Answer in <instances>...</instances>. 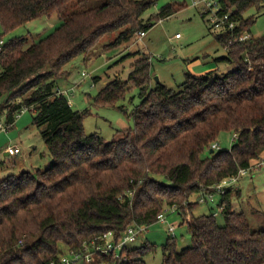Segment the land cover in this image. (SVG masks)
<instances>
[{
    "label": "trees",
    "instance_id": "obj_1",
    "mask_svg": "<svg viewBox=\"0 0 264 264\" xmlns=\"http://www.w3.org/2000/svg\"><path fill=\"white\" fill-rule=\"evenodd\" d=\"M220 2L237 23L217 35L228 52L221 59L235 69L187 72L177 89L152 87V63L142 57L127 80L115 78L92 99L96 106H116L132 87L140 90L141 102L130 114L135 126L117 128L107 140L86 134L87 111L75 110L58 93L59 80L68 76L65 66L77 56H92L110 35L116 37L106 50L139 41V32L147 33L155 18L169 17L175 8L169 4L145 20L153 0H0L5 32L42 16L61 19L30 46L15 37L0 49V120L6 114V123H15L16 113L29 107L33 123L44 127L52 157L45 170L0 181V264H50L106 233L119 239L131 225L150 226L174 206L192 244L178 251L176 236H169L163 264H264V229L233 209L230 191L216 201L223 225L213 212L195 216L199 202L189 201L264 158V35L252 36L256 18L246 17L264 0ZM245 34L249 39L238 41ZM224 132L237 139L216 152L211 145ZM155 250L156 244L146 242L127 249L125 261L101 256L93 264H145L143 258Z\"/></svg>",
    "mask_w": 264,
    "mask_h": 264
},
{
    "label": "rangeland",
    "instance_id": "obj_2",
    "mask_svg": "<svg viewBox=\"0 0 264 264\" xmlns=\"http://www.w3.org/2000/svg\"><path fill=\"white\" fill-rule=\"evenodd\" d=\"M154 3L144 13L143 18L148 20L157 16L164 6L171 4L176 13L153 21V26L147 31L142 40L123 43L117 47L105 49L104 46L115 40L116 34L104 38L92 56H77L65 66L68 76L58 82V90L64 91L75 110L86 112L84 129L86 134H95L111 140L117 128L134 127L135 122L130 116L132 110L141 102L138 87H132L126 97L116 106H96L92 99L102 88L115 78L127 80L133 64L142 57L152 63V87L158 83L177 89L186 80V73L202 74L210 70L216 73H226L235 69V66L221 59L227 56V50L217 40V35L223 33L212 25L215 9L204 10L203 5L194 3L200 0H153ZM99 3L92 2L91 5ZM255 16L256 21L251 26L254 37L264 35V6L251 8L246 17ZM61 23L57 14L42 16L31 20L13 31L5 32L0 24V39L4 42L11 38L26 39V47L48 36ZM179 34L180 37L176 38ZM85 73V75L83 74ZM158 78V81L157 79ZM97 79V81H96ZM124 106V110L120 107ZM128 113V114H127ZM34 112L25 111L14 125L8 130H0V181L10 174H20L23 171L45 170L52 157L44 143L41 131L33 123ZM2 123L6 124V114L1 116ZM219 147L214 150H227L235 143L233 132L221 134ZM20 146L25 157V166L22 167L21 155H7L5 149L11 146ZM210 154L207 151L204 155ZM264 161V158L261 160ZM234 189L230 188V201L236 212H243L250 225L255 229H264V167L253 169L245 177L239 179ZM198 194H193L189 201H197ZM188 206L186 216L190 215ZM216 214L220 225L225 223L223 214L217 203H199L194 209L195 216ZM164 222H156L148 227L130 248H139L150 242L156 244V250L146 255L145 264H163V246L169 236L177 238V250L181 251L192 244L191 234L187 224L183 223L180 214L172 208H167ZM175 226V233L169 231ZM96 257V261H97ZM95 261V262H96ZM94 262V263H95ZM74 264H86L77 261ZM93 264V263H92ZM114 264V263H110Z\"/></svg>",
    "mask_w": 264,
    "mask_h": 264
},
{
    "label": "built area",
    "instance_id": "obj_3",
    "mask_svg": "<svg viewBox=\"0 0 264 264\" xmlns=\"http://www.w3.org/2000/svg\"><path fill=\"white\" fill-rule=\"evenodd\" d=\"M221 0H200L195 2L194 4L197 6L203 5L204 10L212 11L215 9V13L212 18V25L214 28L220 30L221 32L234 30L237 26L235 20L231 18L232 12L223 10V6L220 2ZM146 36L145 31H141L138 33V39L142 40L143 37ZM180 35L177 34L176 38H179ZM249 39V35L245 34L241 36L238 41H245ZM4 41L0 39V49L4 45ZM85 75V73H83ZM58 93L65 94L64 91L58 90ZM30 110L29 107L24 106L21 108L15 115V119L21 117V115ZM14 123L4 124L0 120V130H8L10 129ZM234 139H237V134H234ZM219 144L214 142L211 145V149L218 148ZM9 155H17L21 152V148L19 146H11L7 149ZM264 167V161H260L248 168H241L236 175L226 177L222 179L220 182L216 183L211 192H202L198 198V202L201 204L212 202L216 203L218 196H224L229 191L230 188L234 189L235 185L239 181L240 178L245 177L251 172L253 169ZM169 208V207H167ZM167 208L165 211L159 216L158 221L164 222L166 220L165 213L167 212ZM173 210H176V206L171 207ZM216 215V214H215ZM148 225H131L124 232L123 235L119 239H115L112 232L106 233L96 240L92 242V244L87 247V249L82 252H69L66 254H62L58 261H52L50 264H74L77 261H83L86 264H91L96 261V257H113L119 261L127 260L126 250L129 249L130 245L135 242L138 237L148 230ZM175 226H171L169 231L175 233ZM175 236V235H173Z\"/></svg>",
    "mask_w": 264,
    "mask_h": 264
},
{
    "label": "crops",
    "instance_id": "obj_4",
    "mask_svg": "<svg viewBox=\"0 0 264 264\" xmlns=\"http://www.w3.org/2000/svg\"><path fill=\"white\" fill-rule=\"evenodd\" d=\"M18 146H19V145H18ZM19 147H20V146H19ZM7 149H8V148L5 149V153H6L7 155H9L8 152H7ZM22 152H23V150L21 149V152L17 154V155L20 154V155H21V159H23V161H22V162H19L18 164H20V166L24 167V166H25V164H24V163H25V160H24L25 157L22 155ZM11 156H12V155H11ZM13 156H14V155H13ZM23 157H24V158H23ZM50 163H51V161L48 162V165H49ZM10 175H11V174H10ZM3 179H4V178H3Z\"/></svg>",
    "mask_w": 264,
    "mask_h": 264
},
{
    "label": "water",
    "instance_id": "obj_5",
    "mask_svg": "<svg viewBox=\"0 0 264 264\" xmlns=\"http://www.w3.org/2000/svg\"><path fill=\"white\" fill-rule=\"evenodd\" d=\"M157 79V81H158V78H156ZM211 151H213V150H211Z\"/></svg>",
    "mask_w": 264,
    "mask_h": 264
}]
</instances>
